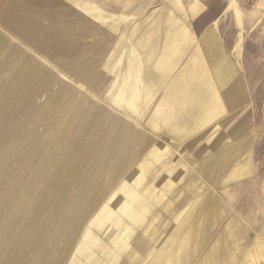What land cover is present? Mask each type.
<instances>
[{"label":"rangeland","instance_id":"obj_1","mask_svg":"<svg viewBox=\"0 0 264 264\" xmlns=\"http://www.w3.org/2000/svg\"><path fill=\"white\" fill-rule=\"evenodd\" d=\"M134 1L0 0V264H157L165 251L178 264H264L258 207L221 189L239 187L228 181L248 164L231 157L222 171H197L213 148L202 140L225 136L205 125L220 105L204 93L203 62L161 94L179 59L147 60V31L122 27L137 15ZM229 2L212 0L209 19ZM237 3L252 26L244 65L262 89L264 0ZM42 12L47 21L35 26ZM198 69L205 78L175 93ZM254 97L263 126L264 93ZM100 130L111 131L104 143ZM185 236L187 255L177 246Z\"/></svg>","mask_w":264,"mask_h":264},{"label":"crops","instance_id":"obj_2","mask_svg":"<svg viewBox=\"0 0 264 264\" xmlns=\"http://www.w3.org/2000/svg\"><path fill=\"white\" fill-rule=\"evenodd\" d=\"M136 1L132 3L136 5ZM155 1H160V4H157L151 12L146 13ZM233 1L234 5H232ZM139 2L141 6L136 12L137 15L129 19L130 21L128 20V25L122 24L119 17L109 18L113 28L120 27L122 24L123 28L134 26V28H140L141 31H147L148 34L144 32L147 40L142 44L146 46L143 53L148 56V61L152 62L158 58L162 60L179 59V62L167 74L169 77L166 83L161 85L159 90L161 94L180 70L195 64V61L203 62L210 80V86L205 87L207 89H204V93L220 105L219 111L205 125L208 131L214 125H220L224 128L225 136L220 138L221 140L216 144V140H202L204 145L207 144L209 147L212 145L213 148L202 155L200 164L202 169L197 171L201 173L219 172L223 170L227 158H243L248 168L244 171L239 169L236 172H242V176L228 181H235L239 187L234 188V184H229L221 189H225L224 195L229 197L232 196L234 190H238L244 201L252 198L253 204L258 207L255 213L259 221L264 222V125H259L256 113L258 108H256L254 97L256 93H264V88L261 89L260 86L252 84L251 78L255 76V71L244 65L247 59H244L243 53V30L252 29V26L248 27L249 23L244 22L243 10L240 5L238 6L237 0H230L228 4L220 8L218 16L210 20V14L216 8L212 0H139ZM39 15V18L32 19L35 22L34 25L36 22L38 25H43L47 21L46 12ZM148 67L145 65V70ZM204 67L199 68L204 69ZM203 71L198 69L197 73H187L188 76L176 85L178 90L175 93H178L181 88L194 87L198 79L205 78ZM142 72L145 71L139 69L134 80H138L139 76L142 77L144 75V73L141 75ZM163 112L168 116L171 115L172 105L165 107ZM187 117H190V113ZM101 133L103 132L100 130L96 135L98 143H104L111 136V131L104 132V137L99 136ZM196 135H189L184 140H178L180 142L196 141ZM171 139L176 141L174 136ZM200 146L197 147L200 148ZM179 155L184 156L180 153ZM213 157L218 159L216 165L208 160ZM184 240L187 241V236L177 246L182 254L187 255L189 243L185 244ZM158 256L157 264H163L164 261L172 264L179 262L171 251L170 253L165 251Z\"/></svg>","mask_w":264,"mask_h":264}]
</instances>
